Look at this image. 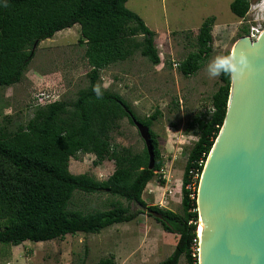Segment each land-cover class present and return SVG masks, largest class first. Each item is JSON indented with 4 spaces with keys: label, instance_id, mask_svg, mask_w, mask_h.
Here are the masks:
<instances>
[{
    "label": "trees",
    "instance_id": "obj_1",
    "mask_svg": "<svg viewBox=\"0 0 264 264\" xmlns=\"http://www.w3.org/2000/svg\"><path fill=\"white\" fill-rule=\"evenodd\" d=\"M128 0H0V87L20 82L34 56L33 45L51 39L74 25L80 28L79 43L85 45L84 58L89 67L87 86L72 102L56 101L34 109L33 116L14 130L0 129V244L19 246L26 241L38 243L63 239L77 233L98 234L116 224L135 220L148 211L162 231L177 236L175 247L157 264H198L196 227L198 213L196 190L206 158L222 127L229 96L230 78L221 74L210 99V111L195 118L197 140L188 152L181 179V215L158 206H147L142 194L161 170L163 161L157 136L149 129L154 167L148 170L146 148L133 153L112 143L111 132L130 116L139 119L117 93L104 89L100 72L131 58L135 53L158 65L155 33L125 4ZM250 0H232L230 12L244 19ZM215 18L208 17L195 35L194 50L177 64L183 76H193L212 51ZM248 33V26L240 36ZM141 38V39H139ZM229 55L225 53V56ZM94 89L101 95L97 97ZM93 155L94 166L112 161L114 171L105 181L87 174L72 175L71 158ZM196 175L194 189L192 174ZM161 183L163 181L161 180ZM192 187V186H191ZM74 191L87 195L107 192L124 199L129 206L113 203L104 211L83 213L69 210ZM81 264H85L81 262ZM96 264H115L113 257Z\"/></svg>",
    "mask_w": 264,
    "mask_h": 264
},
{
    "label": "rangeland",
    "instance_id": "obj_2",
    "mask_svg": "<svg viewBox=\"0 0 264 264\" xmlns=\"http://www.w3.org/2000/svg\"><path fill=\"white\" fill-rule=\"evenodd\" d=\"M232 0H128L125 7L135 13L155 33L154 44L160 58L152 65L139 53L100 72L101 86L119 94L141 120H149V129L157 136L163 161L162 180L158 172L147 184L142 199L147 206H158L181 215V179L188 152L197 140L193 120L210 111V99L219 85L218 76L207 67L218 56L230 55L243 27L252 23V13H264V0H250L252 7L244 19L229 10ZM260 6V7H259ZM214 17L212 51L200 70L185 77L177 70L186 55L194 50L195 35L201 23ZM78 25L56 33L40 42L19 83L0 87V129L14 130L32 118L34 109L43 106L48 95L58 101L72 102L87 84L89 67L84 58L85 45L79 43ZM141 39V38H139ZM112 143L133 153L141 152L144 143L137 129L126 118L111 132ZM93 155L78 154L68 163L72 175L87 174L105 181L114 171L112 161L94 166ZM161 180L163 183H161ZM167 190L172 192L167 194ZM166 191V192H165ZM162 202V206L159 205ZM113 203L129 204L107 192L87 195L74 191L69 210L92 213L104 211ZM131 211L142 214L128 223L107 228L100 236L77 233L49 242H24L27 264H96L113 257L115 264H157L173 251L177 237L162 231L148 211L130 204ZM9 247L0 244V250ZM4 264V263H3ZM179 264H186L182 257Z\"/></svg>",
    "mask_w": 264,
    "mask_h": 264
},
{
    "label": "water",
    "instance_id": "obj_3",
    "mask_svg": "<svg viewBox=\"0 0 264 264\" xmlns=\"http://www.w3.org/2000/svg\"><path fill=\"white\" fill-rule=\"evenodd\" d=\"M241 53L248 67L230 79L225 118L197 185L198 264H264V31L255 41L239 38L230 55ZM130 118L152 170L149 128Z\"/></svg>",
    "mask_w": 264,
    "mask_h": 264
},
{
    "label": "clouds",
    "instance_id": "obj_4",
    "mask_svg": "<svg viewBox=\"0 0 264 264\" xmlns=\"http://www.w3.org/2000/svg\"><path fill=\"white\" fill-rule=\"evenodd\" d=\"M248 67L245 56L241 53L238 56L227 55L218 56L211 63L208 64L207 71L212 77L221 74L227 75L232 80H239ZM97 97L101 95L98 89H94Z\"/></svg>",
    "mask_w": 264,
    "mask_h": 264
},
{
    "label": "built area",
    "instance_id": "obj_5",
    "mask_svg": "<svg viewBox=\"0 0 264 264\" xmlns=\"http://www.w3.org/2000/svg\"><path fill=\"white\" fill-rule=\"evenodd\" d=\"M250 7H252L251 3H250ZM248 12H250V8H249V11ZM247 15H248V13L246 14V16ZM251 16H252V20H251L252 23H249L251 25L248 26V33H247V35H245V37H247L251 41H255L258 38V36L264 31V13H261L260 11H259V13H257V12L255 13L254 12V13H252ZM175 66L177 67V65H175ZM39 97H41L42 100L45 99V101H44L45 104L44 105H48V104H51V103H54V102L58 101L57 99L50 98L48 95L45 96V95L42 94ZM158 173L161 176L160 178L162 180H167L168 179L163 174L162 169L159 170ZM190 174L193 175L192 172H190ZM196 178H197L196 175L195 176L194 175L192 176L193 184L187 186V188L194 189V184H195L194 181L196 180ZM145 189L147 190V193L148 194H151V195H154L155 192H156V188L155 189H151V188L149 189V188L146 187ZM180 189H181V187H180ZM167 194L171 195L172 192L170 190H167ZM162 202L163 201H159V205L160 206H162ZM197 251H198V248L196 249V252ZM197 255H198V252H197Z\"/></svg>",
    "mask_w": 264,
    "mask_h": 264
},
{
    "label": "crops",
    "instance_id": "obj_6",
    "mask_svg": "<svg viewBox=\"0 0 264 264\" xmlns=\"http://www.w3.org/2000/svg\"><path fill=\"white\" fill-rule=\"evenodd\" d=\"M106 230L107 228L95 235L101 236L103 232H105ZM22 248L23 249L25 248L24 243H22L19 246H9V247H6L5 250H0V264H3V263L4 264H27L26 257L23 255Z\"/></svg>",
    "mask_w": 264,
    "mask_h": 264
},
{
    "label": "bare ground",
    "instance_id": "obj_7",
    "mask_svg": "<svg viewBox=\"0 0 264 264\" xmlns=\"http://www.w3.org/2000/svg\"><path fill=\"white\" fill-rule=\"evenodd\" d=\"M197 237L200 239V233H201V219L198 221L197 227H196Z\"/></svg>",
    "mask_w": 264,
    "mask_h": 264
}]
</instances>
